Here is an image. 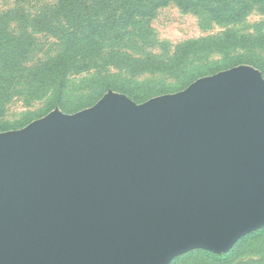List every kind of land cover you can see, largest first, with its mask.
I'll use <instances>...</instances> for the list:
<instances>
[{"label": "water", "instance_id": "water-1", "mask_svg": "<svg viewBox=\"0 0 264 264\" xmlns=\"http://www.w3.org/2000/svg\"><path fill=\"white\" fill-rule=\"evenodd\" d=\"M264 227V75L108 90L0 132V264H171Z\"/></svg>", "mask_w": 264, "mask_h": 264}, {"label": "trees", "instance_id": "trees-1", "mask_svg": "<svg viewBox=\"0 0 264 264\" xmlns=\"http://www.w3.org/2000/svg\"><path fill=\"white\" fill-rule=\"evenodd\" d=\"M172 2L183 10L204 12L221 24L240 22L255 6L264 5V0H55L39 11L36 26L53 34L57 43L32 65L26 61L31 54L29 45L35 39L27 32L16 35L7 24L10 15L20 10L0 6V109L13 91H26L28 101L45 99V114L57 106L76 112L94 104L109 89L126 93L138 102L150 97L149 93L142 97L141 92L120 83V74L128 81L140 72L182 74L180 83L184 87L202 75L240 63L253 64L264 74L262 28L248 32L231 28L182 41L172 51L167 48L151 53L148 48L154 43L149 39L152 31L147 24L159 8ZM128 46L140 47L141 53L124 50ZM237 47L243 53L225 59ZM143 48L146 53H142ZM199 60L202 62L198 63ZM71 74H84L77 80L87 83L83 86L89 90L77 103H73L71 96L79 84ZM14 127L0 122V131ZM263 238L264 227L242 237L227 253L194 249L178 256L171 264H239V259L259 243L262 247L258 254L264 255Z\"/></svg>", "mask_w": 264, "mask_h": 264}, {"label": "rangeland", "instance_id": "rangeland-1", "mask_svg": "<svg viewBox=\"0 0 264 264\" xmlns=\"http://www.w3.org/2000/svg\"><path fill=\"white\" fill-rule=\"evenodd\" d=\"M53 1L55 0H0L1 7H11V8H15V10H20V11H15L13 14L10 15L9 21L7 23L10 28L9 30L13 31L16 35H20V33L27 32L31 37L35 39L31 41V45H29V48L31 49V54L29 55V58L26 61L27 64L32 65L38 63L39 60L43 58V56L46 53H48L49 51L51 52V50L54 49L55 47L54 42L55 44L57 43L56 37L53 34H49V32H45V31H41L36 26L39 21V17H37L40 16L39 11L46 4L53 3ZM263 20H264V5L255 6L248 13V15L240 22L232 23V24H221L211 19L210 16L204 12H200L196 10H183L172 2L167 6L159 8L156 11L155 15L153 16V18L148 22L147 28L150 31H152V34L149 35V39L151 40V43L152 42L154 43V46L152 48L149 47L148 50L151 51V53H160L167 48H169L170 51H172L174 45L182 41L190 40V39L196 40L202 37L219 34L222 31L231 28H233L234 30L237 29L239 31H244V32L255 31L256 29H260V28L264 29ZM134 43L135 42H133V44ZM130 47L131 46L125 47L124 50L126 51L130 50L131 52L136 54L141 53L140 47H133V48ZM237 48H234V51L230 52V54H228L226 56L227 58L225 59L232 58L243 53V50H239V47ZM146 51L147 50H145L142 53H146ZM213 57H218L221 60L224 59L222 58L221 55L220 56L214 55ZM201 62L202 61L199 60L198 63ZM240 64H249L256 67L255 65L250 63H240ZM83 75L82 74L70 75L73 81L76 80V82L79 84V86L74 90V92H72L73 96H71L72 97L71 99L73 103H77L78 101L83 100L84 95L89 91L86 89V86H83L84 84L87 83L82 84L80 80L79 81L77 80L80 79V77ZM208 75H212V74H208ZM203 76H207V75H202L200 77ZM182 77H183L182 74H171V72H162L155 74L140 72L137 75L133 76L132 81H128L122 78L120 74V76L118 77V81L130 87L134 91L141 92L142 97H146L147 93L151 94L150 97L148 98L150 99L158 95L173 93L186 88L187 86L184 87L185 85H182V83H180ZM150 88L153 89L151 92H149ZM27 97L28 94L26 91H23V93H19L18 91L15 92L13 91L9 96V100H5V102L2 104L1 106L2 109H0V122H7L15 126L14 128H11L9 130L23 128L33 120L45 116L53 109L55 108L61 109L60 107L57 106L45 114L46 112L45 110L47 109L45 99L34 98L28 101ZM61 110L67 113L75 112L72 110H63V109ZM261 247L262 244L259 243L255 247H252V249L248 250L245 253V255H243V257L239 259V264H264V255L262 253L258 254V251L261 249Z\"/></svg>", "mask_w": 264, "mask_h": 264}]
</instances>
